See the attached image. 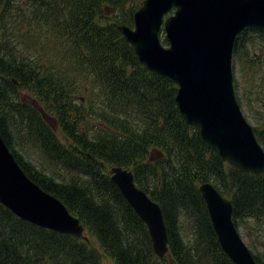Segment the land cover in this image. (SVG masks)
I'll use <instances>...</instances> for the list:
<instances>
[{"label": "trees", "instance_id": "obj_1", "mask_svg": "<svg viewBox=\"0 0 264 264\" xmlns=\"http://www.w3.org/2000/svg\"><path fill=\"white\" fill-rule=\"evenodd\" d=\"M142 1L0 0V134L26 175L99 244L38 228L0 204V264H103L105 256L115 264H234L199 191L207 182L232 200L238 230L251 226L264 247V174L223 162L181 116L176 84L141 65L118 30L133 27ZM247 32L264 40V28ZM255 133L263 143L264 132ZM27 142L49 172L25 157ZM112 166L131 170L160 205L170 240L163 259L112 182ZM251 251L264 264V253Z\"/></svg>", "mask_w": 264, "mask_h": 264}, {"label": "water", "instance_id": "obj_2", "mask_svg": "<svg viewBox=\"0 0 264 264\" xmlns=\"http://www.w3.org/2000/svg\"><path fill=\"white\" fill-rule=\"evenodd\" d=\"M172 8L174 16L164 20ZM134 22V29H118L148 70L179 85L176 102L186 122L200 129L224 162L244 173H264V149L237 102L232 67L236 38L246 28H264V0H146ZM163 25L169 49L159 40ZM111 179L163 258L169 239L160 206L135 185L132 172L114 167ZM200 192L223 251L234 264H257L234 226L232 202L210 183ZM0 202L40 227L83 235L66 207L28 179L1 134Z\"/></svg>", "mask_w": 264, "mask_h": 264}, {"label": "rangeland", "instance_id": "obj_3", "mask_svg": "<svg viewBox=\"0 0 264 264\" xmlns=\"http://www.w3.org/2000/svg\"><path fill=\"white\" fill-rule=\"evenodd\" d=\"M245 39L248 42V52L244 54L241 60L237 61L234 59L233 64L235 92L244 117L253 128H257V133H260L264 132V40H262L259 34L251 32L246 33ZM261 145L264 147V142ZM24 152L25 157L38 168L48 170L51 167L42 160L41 155L29 144L24 149ZM109 170L112 173L111 167ZM249 227L251 226L247 227L245 224L239 227V232L244 242L249 248L252 246L255 253H264V248L259 247ZM86 236L93 242L91 244L93 246L96 245L99 249L96 238L90 235ZM102 263L115 264V261L105 256L102 259Z\"/></svg>", "mask_w": 264, "mask_h": 264}]
</instances>
